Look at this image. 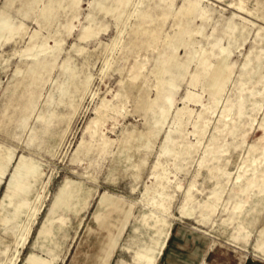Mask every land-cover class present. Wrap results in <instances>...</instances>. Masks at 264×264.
I'll return each instance as SVG.
<instances>
[{"label":"rangeland","instance_id":"obj_1","mask_svg":"<svg viewBox=\"0 0 264 264\" xmlns=\"http://www.w3.org/2000/svg\"><path fill=\"white\" fill-rule=\"evenodd\" d=\"M0 168V264H264V0H0Z\"/></svg>","mask_w":264,"mask_h":264},{"label":"crops","instance_id":"obj_2","mask_svg":"<svg viewBox=\"0 0 264 264\" xmlns=\"http://www.w3.org/2000/svg\"><path fill=\"white\" fill-rule=\"evenodd\" d=\"M24 164H26V161H24V160H21L19 162V164L15 167V172L12 173L11 178L9 180L8 188L11 189L13 195L16 192H18V191L25 192L27 190V188H28L27 183L23 180L24 178L19 176L20 166H24ZM2 169L3 168H0L1 175H3L4 172H5V169H3V170ZM23 171L25 173H28L25 170H23ZM17 174H18V176H17ZM71 184H74V183L72 181H68V182H66V184H64L61 187L62 189L61 188L59 189V191L55 195V198H54L53 204L51 206L50 212H53L55 208H59V207L60 208H65V207H67V205H69V206H71V207H73L75 209H77L78 207L83 205V203L85 202V195H84L83 191H81L82 188H79V190H80L79 191L78 188L75 187L74 185H73V187H71L72 186ZM70 187H71V189H70ZM61 191H62V195H61ZM75 193H77V194H75ZM64 195H66V197H64ZM62 201H64V202H62ZM99 204L101 206H104V207L107 205L106 202L102 201L101 199H100V203ZM27 205H28V203H27V201L25 199L19 200L17 202V204L13 205V212L11 214L12 217H15V215H18L21 212V209L25 208ZM34 209L35 208H33V212H34ZM33 212L30 214V217H33ZM95 217H96V219H99V217H100L99 213L96 214ZM8 220H10V217L9 216H5L4 221H8ZM48 220L50 222V223L48 222L49 225L44 223L45 226L43 224L42 225L43 227H41L40 230H39V233H40L39 235H44L43 236L44 238H46L49 235V233L51 231V228H52V226L50 225L51 222H52V219L49 218ZM27 224H29V222ZM23 228L24 227H22V229ZM22 229L19 230L18 235H17V237L14 240V243H16L18 241V237H19V234L21 233ZM41 229H43V230H41ZM167 237H168V232L165 234V236H164L162 242L159 244L157 250L152 249L150 253H145V254L144 253L143 254L140 253L146 259H145V263H138V264H151L153 262L154 258L162 253V250H163V248L165 246ZM57 260H58V254H51L50 257L47 258V257H43V256H40V255H36L34 253H30L26 257V259L24 260V262L22 264H57ZM243 264H261V263L256 262L255 260H247Z\"/></svg>","mask_w":264,"mask_h":264},{"label":"bare ground","instance_id":"obj_3","mask_svg":"<svg viewBox=\"0 0 264 264\" xmlns=\"http://www.w3.org/2000/svg\"><path fill=\"white\" fill-rule=\"evenodd\" d=\"M19 167V166H18ZM24 170V169H27L28 171L30 170V169H35L34 168V166L33 165H31V164H29V163H26V164H24V166H20V170ZM68 182V181H67ZM66 184V183H65ZM70 186V185H69ZM71 187H73V185L71 186ZM71 187H70V189H71ZM75 188V187H74ZM78 188V187H77ZM76 188V189H77ZM62 189V188H61ZM64 190V189H63ZM78 190H79V188H78ZM67 191V190H66ZM80 191V190H79ZM82 191V190H81ZM80 193V192H79ZM75 194H77V193H75ZM61 195H62V191H61ZM64 197H66V195H64ZM60 199V198H59ZM101 200L102 201H104V202H107V199H106V196L105 197H102L101 198ZM62 202H64V201H62ZM61 202V203H62ZM82 202V201H81ZM60 204V203H59ZM58 204V205H59ZM63 204V203H62ZM57 205V206H58ZM54 206V205H53ZM59 207V206H58ZM54 208V207H53ZM60 208V207H59ZM39 208H35L34 209V212H33V216L35 215V212L38 210ZM51 213V212H50ZM48 222H49V220H48ZM31 223V222H30ZM50 223V222H49ZM44 226H45V224H44ZM43 227V226H42ZM30 224H27L23 229H22V231H21V233L19 234V237H18V241L16 242V249H15V253L12 255V257H10L9 258V261H8V264L9 263H11V264H15V262H16V260L18 259V254H19V249L20 248H22L23 246H24V244H25V242H26V240H27V238H28V234H29V232H30ZM41 230H43V229H41ZM47 230V229H46ZM46 232V231H45ZM40 234V233H39ZM44 236V235H43ZM86 249V248H85ZM158 252V251H157ZM91 254V253H90ZM156 254V253H155ZM94 255V254H93ZM149 255V254H148ZM152 255V254H151ZM95 256V255H94ZM155 257V256H154ZM90 258V257H89Z\"/></svg>","mask_w":264,"mask_h":264}]
</instances>
